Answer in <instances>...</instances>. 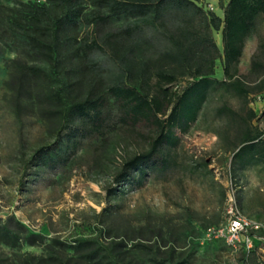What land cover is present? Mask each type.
<instances>
[{
  "label": "trees",
  "instance_id": "obj_1",
  "mask_svg": "<svg viewBox=\"0 0 264 264\" xmlns=\"http://www.w3.org/2000/svg\"><path fill=\"white\" fill-rule=\"evenodd\" d=\"M202 1L0 3V40L34 61L5 59L1 99L16 118L31 116L45 128L42 144L20 159L23 188L45 173L62 171L64 177L84 141L97 137L106 145L112 129L142 137L146 145L124 159L107 188L109 202L123 199L128 188L142 187L150 173L171 167L180 143L176 132L186 133L220 91L242 103L239 110L224 103L216 112L227 118L219 136L232 152V172L264 167V114L258 117L249 108L252 95L264 94V57L252 60L254 80L240 75L245 41L264 15V0H218L223 17ZM219 32L222 49L215 39ZM260 48L264 53V44ZM218 63L222 80L216 78ZM183 82L186 86L178 90ZM109 207L97 215L101 228L68 240L35 234L14 215L0 218V264H147L142 255L132 256L125 238L107 240L112 230L104 226L105 219L116 206ZM134 233L162 235L147 227ZM262 243L236 251L237 264H264ZM28 246L41 252L24 251ZM134 247L146 253V245ZM167 249L173 253L175 247ZM189 259L180 264H191Z\"/></svg>",
  "mask_w": 264,
  "mask_h": 264
},
{
  "label": "rangeland",
  "instance_id": "obj_2",
  "mask_svg": "<svg viewBox=\"0 0 264 264\" xmlns=\"http://www.w3.org/2000/svg\"><path fill=\"white\" fill-rule=\"evenodd\" d=\"M0 3L16 4L15 0H0ZM201 4L223 17L218 0H203ZM215 39L222 49L221 32L215 34ZM261 44H264V15L258 18L255 32L245 41L240 63L243 78L254 80L251 63L256 55L264 57ZM0 47V218L5 220L14 215L35 234L68 240L88 236L93 228H101L97 225V215L111 205L116 207L111 209L112 217L105 219L104 226L112 230L107 240L125 238L136 259L142 255L147 264H180L188 257L191 264H237L238 255L225 240H208L206 235L210 228L227 225L233 202L244 216L264 223V167L233 173L232 152L219 136L227 118L218 117L217 109L227 103L239 110L240 100L223 91L212 97L186 133L176 132L180 143L173 151L171 167L164 173H150L142 187L128 188L123 199L109 202L107 188L124 159L142 151L146 145L142 137L129 138L112 129L108 130L106 145L97 137L86 139L74 158V167L66 170L64 177L62 171L45 173L23 188L20 159L42 144L45 128L31 116L16 118L3 103L2 86L7 79L5 59L34 61L31 55L8 41L0 40ZM216 78L224 79L220 63ZM185 86L183 82L177 88ZM249 108L261 117L264 94L252 95ZM254 124L259 125V120ZM261 128L264 129V124ZM146 227L153 232L161 230L162 235L142 237L134 233ZM125 231L129 232L127 237ZM166 232L171 235L166 236ZM256 236L264 239V234ZM163 241H168L167 246ZM139 243L147 246L146 253L134 247ZM168 245L175 247L173 253L167 249ZM260 246V251H264V243ZM4 250L8 249L4 247ZM23 250L41 252L29 246Z\"/></svg>",
  "mask_w": 264,
  "mask_h": 264
},
{
  "label": "built area",
  "instance_id": "obj_3",
  "mask_svg": "<svg viewBox=\"0 0 264 264\" xmlns=\"http://www.w3.org/2000/svg\"><path fill=\"white\" fill-rule=\"evenodd\" d=\"M227 215V225L218 229L210 228L206 235L208 240L223 239L235 252L240 249L250 251L255 242H263V239L257 237L256 234H264V223L244 216L235 202L231 204Z\"/></svg>",
  "mask_w": 264,
  "mask_h": 264
},
{
  "label": "crops",
  "instance_id": "obj_4",
  "mask_svg": "<svg viewBox=\"0 0 264 264\" xmlns=\"http://www.w3.org/2000/svg\"><path fill=\"white\" fill-rule=\"evenodd\" d=\"M261 253H264V251L261 250Z\"/></svg>",
  "mask_w": 264,
  "mask_h": 264
}]
</instances>
